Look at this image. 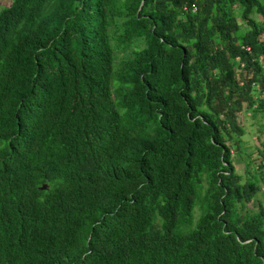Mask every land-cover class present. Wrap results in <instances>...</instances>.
Listing matches in <instances>:
<instances>
[{"label": "trees", "instance_id": "obj_1", "mask_svg": "<svg viewBox=\"0 0 264 264\" xmlns=\"http://www.w3.org/2000/svg\"><path fill=\"white\" fill-rule=\"evenodd\" d=\"M248 113L264 133V0H10L0 264H264Z\"/></svg>", "mask_w": 264, "mask_h": 264}, {"label": "rangeland", "instance_id": "obj_2", "mask_svg": "<svg viewBox=\"0 0 264 264\" xmlns=\"http://www.w3.org/2000/svg\"><path fill=\"white\" fill-rule=\"evenodd\" d=\"M9 2L10 0H0V7L7 5ZM238 118H239V125L242 126V129L244 130V135L241 138L242 148L246 152L253 151L254 148L259 145L258 138L260 139L261 142L264 140V133L262 132V128L260 131V127H259V122H258L259 117L256 116L255 119L252 120L250 117V113H248L247 115H244V117L240 115V117ZM232 157H233V164H234L235 170L243 174L244 173L243 165L245 163V161L242 158L243 155L241 156L233 155ZM255 157H256L255 155H252V158H255ZM262 162H264V159L262 160ZM256 163L257 162H255V165ZM260 185L264 190V185L263 184H260ZM255 198L260 200L262 204L264 205V198L260 195V192L255 195ZM255 206H256L255 202L248 204V209H251Z\"/></svg>", "mask_w": 264, "mask_h": 264}, {"label": "water", "instance_id": "obj_3", "mask_svg": "<svg viewBox=\"0 0 264 264\" xmlns=\"http://www.w3.org/2000/svg\"><path fill=\"white\" fill-rule=\"evenodd\" d=\"M46 188H47L46 185H41V186L39 187L40 190H46Z\"/></svg>", "mask_w": 264, "mask_h": 264}]
</instances>
